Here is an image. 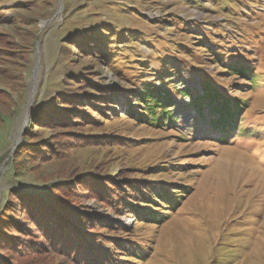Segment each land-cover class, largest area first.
I'll return each mask as SVG.
<instances>
[{
    "label": "rangeland",
    "instance_id": "obj_1",
    "mask_svg": "<svg viewBox=\"0 0 264 264\" xmlns=\"http://www.w3.org/2000/svg\"><path fill=\"white\" fill-rule=\"evenodd\" d=\"M195 1L0 0V112L9 113L13 101L23 97L22 108L1 130L0 157L17 151L31 125V107L58 89L66 64L123 88H129L123 80L126 69L118 60L133 63V72L162 85L166 66L157 57L178 54L177 61L166 63L169 70L184 73L167 87L174 104L166 109L172 118L164 126L126 117L128 100L116 95L111 111L101 103L96 122L83 131L110 134L105 143L68 145L60 160L36 166L26 158L14 162V168L26 169L21 177L13 176L5 158L0 164V206L10 189L40 190L57 177L76 180L86 170L105 176L116 171L120 179L182 193L172 197L178 201L172 208L162 201L150 203L148 210L159 214L161 223L112 211L82 191L69 197L81 211L127 228L125 234L140 248L147 246L144 261L136 264H264V79L250 86L225 72L226 64L236 63L264 76V0ZM24 21L28 24L17 26ZM195 22L205 29L203 44ZM94 26L102 27L95 34L107 53L100 61L85 58L68 41L71 33ZM112 61L117 65H110ZM199 77L210 80L225 97L247 103L224 143L217 142L220 133L196 117L189 97L180 95L186 88L200 89ZM63 134L46 128L36 135L54 142ZM17 215L13 211V218ZM19 262L69 264L50 253L29 254Z\"/></svg>",
    "mask_w": 264,
    "mask_h": 264
},
{
    "label": "trees",
    "instance_id": "obj_2",
    "mask_svg": "<svg viewBox=\"0 0 264 264\" xmlns=\"http://www.w3.org/2000/svg\"><path fill=\"white\" fill-rule=\"evenodd\" d=\"M191 1L198 3L195 0ZM206 1L212 4L214 2V0ZM27 24L28 22L24 21L17 26ZM195 25L196 29L200 28L197 40L203 44L202 35L205 29L196 22ZM100 28L102 27H88L77 33H71L68 41L72 48L80 50L85 58H96L100 61L104 54L107 55L105 48L98 41L99 36L95 34L101 31ZM154 38L156 37L149 35L150 40ZM177 55L157 57L163 59L165 61L163 64L166 66L161 79L162 85L151 78L143 79L141 73L133 72L135 68L130 66L133 63L118 60L123 67L125 66L126 70L122 72L123 80L129 88H123L117 84L105 85L98 76L90 78L87 74H81L80 70H75L66 64L58 89L50 98L31 107L29 130L12 156L0 157V164L8 158L7 166L11 168L13 176L21 177L26 169L14 168V162L26 158L36 166L45 160H60L65 156L68 145L75 148L76 145L81 146L85 143L91 145L105 143V139H111L110 134L104 136L103 132L97 135L83 131L86 130L85 126L91 127L96 122L94 113L102 108L101 103L105 102L108 105L106 108L111 109L116 95H121L128 100L124 111L126 117L142 121L141 123L150 127L164 126L168 119L172 118L166 109L174 104L167 87L174 83L175 77L179 79L184 74L177 73L179 69H176V72L169 70V64L166 63L168 59L177 61ZM112 62L110 65L116 61ZM225 70L231 76L241 77L250 86L264 78V76H254L250 68L236 63L226 64ZM195 79L200 89L186 88L180 92V95L189 97L190 106L197 118L207 122L209 129L220 130V132H226L228 128L232 129L230 123L236 120L247 103L225 97L206 78ZM3 93L0 92V98L4 96ZM22 100L21 96L18 101H13L12 111L9 113L0 112V142L1 130L7 121H11L13 113L20 111ZM174 121L170 125L174 124ZM46 128L61 129L64 134L59 135L58 140L54 142L36 135L40 129ZM160 168L168 170L169 166ZM170 168L179 167L170 165ZM95 170L82 172L76 180H73L71 176L69 177L71 180L57 177L40 190L19 188L7 190L6 199H3L0 206V264H21L19 260L24 256L46 253L62 257L69 264H119V261H122L120 264H136L137 260L143 262L145 255L142 256V253L147 246L140 248L137 241L129 238V234H125L127 228H120L109 219L94 216L91 212L81 211L69 197L75 195L77 191H82V195L90 196L96 202L104 203L111 209L113 207L112 211H126L135 219L161 223L162 220L158 217L160 215L148 210L150 203L162 201L163 204L172 208L178 204V201L174 202L172 197L179 198L178 195L182 193L178 194L174 191L175 188L169 189L167 186L156 187L152 182L148 183L144 180H138V182L132 178L123 180L118 177L116 171L113 175L105 176ZM13 211L18 214L16 218L12 216ZM98 227L103 230V233H94ZM93 236H96V241L93 240ZM105 241L109 245L107 248L103 244ZM115 252L118 255L115 254L114 257ZM23 264L26 263L23 262Z\"/></svg>",
    "mask_w": 264,
    "mask_h": 264
}]
</instances>
